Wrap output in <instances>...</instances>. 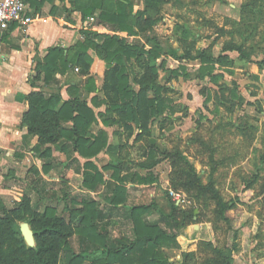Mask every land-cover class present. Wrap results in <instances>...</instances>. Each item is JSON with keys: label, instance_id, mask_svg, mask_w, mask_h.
<instances>
[{"label": "rangeland", "instance_id": "374dc122", "mask_svg": "<svg viewBox=\"0 0 264 264\" xmlns=\"http://www.w3.org/2000/svg\"><path fill=\"white\" fill-rule=\"evenodd\" d=\"M158 3L150 11L152 26L147 29L142 24L141 30L152 31L150 39L163 53L156 62V85L166 107L161 116L146 123L145 130L128 122L134 133L131 138L123 126L102 124L109 146L91 160L105 181L113 175V170L106 169L108 164L119 162L115 176L126 185L127 205L153 204L160 209H150L146 217L150 224L166 229L160 216L169 214L173 204L177 207L176 218L183 228L167 230L178 233L173 245L160 249L166 264H264V0ZM145 43L149 50L152 43ZM229 46L240 48L247 57L225 51ZM171 51L177 56L204 51L215 60L221 55L229 60L215 65L212 75L217 78L211 81L208 75L200 78L199 61L176 69L169 59ZM142 64L132 60L127 69L135 92L145 73ZM99 128L95 125L93 131ZM141 132L144 135L137 139ZM51 149L55 161L66 160L63 153ZM27 158L15 167L17 176L5 173L0 183V188H14L18 202L25 195L35 204L36 194L28 186L40 178L47 183L48 194L54 192L58 199L67 193L76 203L85 198L101 202L104 189L87 193L75 169L57 168L45 175L40 149ZM147 165L153 166L147 169ZM142 178L151 183H142ZM15 202L12 197H0L7 209ZM63 203H58L59 208ZM107 230L114 238L131 235V225L121 221ZM72 243L76 250L75 239Z\"/></svg>", "mask_w": 264, "mask_h": 264}, {"label": "trees", "instance_id": "16d2710c", "mask_svg": "<svg viewBox=\"0 0 264 264\" xmlns=\"http://www.w3.org/2000/svg\"><path fill=\"white\" fill-rule=\"evenodd\" d=\"M142 1L143 11L134 17L130 0H116L113 5L106 2V9L102 7L103 0H90L81 9V14L86 18L95 10H100L99 21L113 25L118 32L132 35L134 25L141 32L142 24L147 29L152 26L154 16L153 11H150L157 7L160 0ZM81 35L83 41L76 44L69 58L65 55V49L54 48L48 51L43 63L36 65L34 80L56 90L51 94L39 90L26 95L27 110L21 119L22 140L25 144L30 138L36 139L33 149H40L44 157L41 166L43 174L48 175L57 168L65 171L75 169L76 173L81 174L82 186L88 193H97L102 187L103 206L101 202L89 198L76 203V199L70 198L67 193L58 199L54 192L48 194L47 183L43 178L33 180L28 187L36 194L35 204L25 195L11 209L0 204V264H166L167 258L162 256L160 249L173 245L178 233L167 230L180 231L183 228L182 221L176 218L177 207L173 204L169 214L162 213L160 221L166 229H161L158 224H150L146 219L150 209L159 208L153 204L127 205L126 185L115 176L119 162L108 164L106 169L113 170V175L105 181L103 173L91 160L107 146V134L102 130L96 135L91 133L97 118L87 103L79 98L77 88L69 86L67 93L70 98L63 99L56 82V77L65 75L73 64L81 67L82 74H87L90 59L86 53L89 49L93 50L109 67L105 71L102 86L104 99L96 102L92 98L91 101L97 106H107L106 114L101 117L103 125L113 123L123 126L130 137L133 129L128 122L145 130L146 123L161 116L166 107L159 98L160 88L156 85L159 69L156 62L163 55L161 47L150 38H146V42L152 43L151 48L145 51L143 46L128 44L122 37L104 36L103 42L97 44L93 40L97 35L84 30ZM225 51L245 55L240 48L232 46ZM170 56L177 60L199 61L200 78L208 75L211 81L217 78L212 75L215 65L221 66L229 60L222 55L215 60L204 51L196 56L189 53L177 56L171 51ZM132 60H142L145 70L136 80L139 87L137 92L129 85L127 73ZM173 74H177V71H173ZM29 82L34 87V82ZM90 87L89 90L95 89L93 85ZM113 114L116 115L115 119L112 118ZM139 135L137 139L144 134L141 132ZM51 147L63 153L66 160L55 161ZM75 155L83 160L82 164ZM149 157L154 158L152 150L149 151ZM73 165L76 168H72ZM153 165H147V169ZM140 181L151 183L149 178ZM54 200L57 203L53 205ZM59 202H64L62 208H59ZM118 221L131 225L130 236L120 234L112 237L107 229ZM21 223H27L33 232V248L27 247L21 237Z\"/></svg>", "mask_w": 264, "mask_h": 264}, {"label": "crops", "instance_id": "0c3cea01", "mask_svg": "<svg viewBox=\"0 0 264 264\" xmlns=\"http://www.w3.org/2000/svg\"><path fill=\"white\" fill-rule=\"evenodd\" d=\"M115 1L103 0L102 7L106 9V2L113 5ZM136 1L138 4H135ZM24 2L28 16L33 19L32 23L23 29L13 24L6 32H0V183L4 181L5 173L17 176L18 168L15 169V167L25 164L30 154H36L37 150L33 149L36 139L30 138L25 144L23 143L21 119L27 110V94L39 90L45 94L55 93V88L46 87L40 81L34 80L35 67L38 63H43L49 50L65 49V55L69 58L73 55L76 44L84 39L81 35L82 30L97 35L93 39L97 44L103 42L104 36L122 37L128 44L137 45V40L140 39L145 51L148 50L146 38L154 36V34L150 36L152 31L141 32L135 25L132 35L118 32L113 25L99 21L100 10H95L89 17H82L81 9L86 7L90 0H24ZM130 3L133 6L132 17L143 11L142 0H130ZM86 54L90 59L87 74H82L81 67L73 64L65 75L56 77V82L63 99L70 98L67 93L69 85L77 88L79 98L87 103L97 118L95 125L97 127L100 125L99 129L107 134V140H109L107 131L102 128L103 123L99 121L106 114L107 106L105 104L97 106L91 101L92 98H95L96 102L104 99L102 86L105 71L108 70L109 65L91 49ZM169 59L177 65L176 69L182 67L183 63L192 62L185 59L177 60L171 56ZM171 66L174 67L173 64ZM67 78L72 79V82L64 83ZM29 80L34 82L35 88L31 87ZM89 85H93L95 89L86 91L89 94L85 95L84 88ZM95 125L91 127L93 135L100 131H93ZM116 127L119 126L116 125ZM107 145L109 146L108 142ZM14 193L19 195L14 192V188L13 191L9 187L0 188V197H12L18 202V198L13 197Z\"/></svg>", "mask_w": 264, "mask_h": 264}, {"label": "built area", "instance_id": "2783aa9c", "mask_svg": "<svg viewBox=\"0 0 264 264\" xmlns=\"http://www.w3.org/2000/svg\"><path fill=\"white\" fill-rule=\"evenodd\" d=\"M32 21L23 0H0V32H6L13 24L26 28Z\"/></svg>", "mask_w": 264, "mask_h": 264}, {"label": "water", "instance_id": "95a60500", "mask_svg": "<svg viewBox=\"0 0 264 264\" xmlns=\"http://www.w3.org/2000/svg\"><path fill=\"white\" fill-rule=\"evenodd\" d=\"M19 231L26 246L29 248H33L35 246V240H34L33 232L31 231L29 225L27 223H21L19 225Z\"/></svg>", "mask_w": 264, "mask_h": 264}]
</instances>
